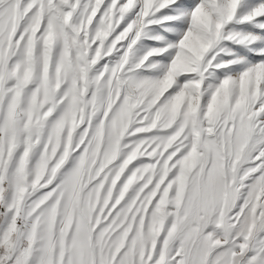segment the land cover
Instances as JSON below:
<instances>
[{
    "label": "snow or ice",
    "instance_id": "6c2138e0",
    "mask_svg": "<svg viewBox=\"0 0 264 264\" xmlns=\"http://www.w3.org/2000/svg\"><path fill=\"white\" fill-rule=\"evenodd\" d=\"M0 264H264V0H0Z\"/></svg>",
    "mask_w": 264,
    "mask_h": 264
}]
</instances>
